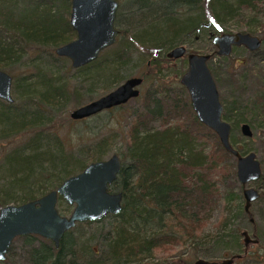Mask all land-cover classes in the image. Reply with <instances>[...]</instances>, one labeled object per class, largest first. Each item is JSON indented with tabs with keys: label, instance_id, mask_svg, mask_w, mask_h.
Here are the masks:
<instances>
[{
	"label": "trees",
	"instance_id": "trees-1",
	"mask_svg": "<svg viewBox=\"0 0 264 264\" xmlns=\"http://www.w3.org/2000/svg\"><path fill=\"white\" fill-rule=\"evenodd\" d=\"M139 2L138 6L149 12L147 25L132 35L118 29L116 23L120 32L117 43L94 63L74 70L71 76V62L56 55L59 47L77 36L70 24L71 0H0V70L12 76L18 66L27 62L31 63L29 69H34L30 75L13 78V104L0 100V143L11 144L22 134L28 136L21 146L0 158V171L4 162L11 168V173L3 177L8 185L0 190V210L38 200L57 190L89 164L102 161L118 136L114 133L97 138L100 133L92 132L95 120L103 123L108 118L92 117L70 121L76 131L64 138L56 123L60 117L50 114L64 111L69 102L80 105L84 98L92 102L97 89L111 92L130 79L125 69L134 62L137 51L148 62L147 71L140 78L143 84L153 86L162 63L170 61L167 54L172 49L192 45L190 40L199 33H205L211 41L225 33L227 21L241 11L255 10L264 0ZM205 8L208 19L201 14ZM197 10L202 16L191 17ZM159 11L156 18L154 13ZM177 12L185 13L186 18H177ZM157 88L158 94L161 89ZM262 89L259 100L241 109L252 116L253 122L264 121ZM161 92L163 100L149 91L139 97L145 102L146 113L132 117L128 126L126 150L120 157L122 171L110 187L111 193L123 195L122 212L98 222L77 224L64 235L59 248L38 236L23 237L28 245L29 264H143L157 259L159 253L172 257L176 254L177 261L172 264H194L202 250L225 239L240 250V228L228 235L219 232L215 237H202L218 197L222 195L223 209L227 204L232 208L238 199L245 202L243 195L237 197L229 187V179H236L234 157L198 121L190 99L183 102ZM153 104L154 111L148 109ZM124 107L104 113L113 114ZM186 109L192 117H180ZM155 119L175 123L150 128ZM183 119L188 121L184 123ZM201 142L209 147L208 152ZM230 143L242 154L236 141L230 138ZM18 165L21 168L12 171ZM65 204L59 198L60 213L69 212L70 206ZM244 207L243 202L238 206L240 215L253 224ZM218 223L226 231L228 219L223 216ZM250 238L262 244L260 238ZM178 247L182 250L174 252ZM186 247L189 252L184 250ZM244 248L241 260L235 261L237 264L244 260L249 247ZM236 253L231 254L240 256Z\"/></svg>",
	"mask_w": 264,
	"mask_h": 264
},
{
	"label": "water",
	"instance_id": "water-1",
	"mask_svg": "<svg viewBox=\"0 0 264 264\" xmlns=\"http://www.w3.org/2000/svg\"><path fill=\"white\" fill-rule=\"evenodd\" d=\"M70 24L76 32V39L56 50L58 57L71 62L73 70L83 68L97 61L101 54L117 43L119 30L116 28L117 0H71ZM217 57H228L234 48L244 47L254 54L262 47L261 40L248 34H221L212 39ZM212 55L189 53L185 46L172 49L167 58L181 60L187 57L188 67L180 79L188 92L193 111L198 121L214 133L230 156L236 160V178L246 187L248 183L261 179L262 169L254 153L241 155L230 143L231 125L223 121V107L219 101V91L208 63ZM144 83L142 78H130L106 95L89 102L74 111L70 118L83 121L105 111L127 105L141 96ZM0 100L13 104V77L0 70ZM245 138L253 135L248 124L240 128ZM121 158L114 154L107 160L89 164L85 170L65 180L55 191L38 200L23 205H9L0 210V262L7 259L14 241L20 237L38 236L51 241L59 248L64 235L79 223L98 222L109 215L122 212V193H111L110 187L118 180L122 171ZM244 211L250 213L253 202L259 200L254 188L244 189ZM59 198L73 207L70 216H62L58 209ZM251 222L252 219L250 220ZM245 247L258 245L246 231L242 232ZM240 256H232L219 263L198 259L194 264H235ZM161 264V263H152Z\"/></svg>",
	"mask_w": 264,
	"mask_h": 264
},
{
	"label": "rangeland",
	"instance_id": "rangeland-1",
	"mask_svg": "<svg viewBox=\"0 0 264 264\" xmlns=\"http://www.w3.org/2000/svg\"><path fill=\"white\" fill-rule=\"evenodd\" d=\"M117 1L120 4L116 20V23L120 28H117L123 31L126 30L129 34L137 35L138 30L143 29V26H146L149 22V19L147 18V16H149V12L138 6L140 4V2L137 3L139 0ZM166 2V4H170L176 2V0H166ZM160 12L161 11L154 13V16L157 18L160 16ZM239 13L240 14H238L236 18L230 19L226 22V31L224 34H248L252 37L256 36L262 42V47L259 51L252 54L244 47L234 48L230 56L220 58L215 55L216 48L213 47L212 40L208 41L209 38L205 36V33L196 34L195 38L190 40L193 42L192 45H185V47L189 53L212 55L210 62L208 63V69L211 70L213 79L215 80L217 86V91H219V101L223 107L222 119L231 125V141H236L237 146L242 152L241 155L244 156L247 155V153H254L257 156V160H259L262 169V175H264V121L261 119L253 122L250 114L248 115V113L241 112V109L244 108L243 105L250 104L251 102H255L256 99L259 100L261 98L262 88L264 87V3L259 5L255 10H244ZM201 14L208 19L209 14L206 11V8L201 12ZM201 14L199 10H197L190 16L195 18L197 15H200L201 17ZM176 17L185 19L186 14H179V12H177ZM30 67V62H27L21 67L18 66L15 73L12 74L13 78H23L26 75H30L34 71V69H29ZM187 67V57L181 60H170L162 63L160 74L157 78L158 81L155 82L153 86L151 85L152 87L149 84H143L140 88L141 96H145L149 91L155 95L156 99L163 100L161 91H164V93H168L172 98L181 99L183 102L186 99H190L188 92L180 83V79L186 72ZM147 68L148 62L145 61L141 57V53L137 51L135 52L134 62L128 66L125 71L128 78H140L141 74L147 71ZM73 71L74 70L71 68V76L73 75ZM157 86L161 89L158 94L156 93V89H158ZM114 88L111 89V91H113ZM109 92L97 89L93 96V100H96ZM89 102H91L89 98H84L80 105H76L75 102H69L64 111L53 112V114H50V117H60L56 123L57 127H59L58 129H60V135L62 137L66 138L68 135L74 134L76 131L75 124L70 123V121H72L70 118L72 111ZM144 106V100H139L138 98L130 101L123 109L115 111L113 114L102 113L96 116L108 118L103 123L99 119L95 120L92 132H95V134L100 133L97 138L105 134L111 136L114 133H117L116 135H118L116 140L109 145L110 148H108L109 150L107 152V156H105L103 160L109 159L114 154H117L119 157L122 156V153L126 150L125 141L128 138L127 132L131 119L134 116L145 114L146 108ZM155 108L156 107H154L153 104L150 105L148 109L154 111ZM152 117H156V115L154 116L153 114ZM180 117H192V114L188 109H186L181 112ZM186 121L183 119L184 123H186ZM168 122L171 124L175 123V121L171 120H167L163 123L160 122L159 119H155L152 121L150 128L158 129L161 125L165 126ZM242 124L249 125L250 131L253 135L251 138H245L241 134L240 128ZM27 137L28 136L26 134H22L16 137L11 144L0 143V158H2L9 150H13L16 147L21 146ZM71 141L75 143L74 136L71 137ZM201 143L205 145L203 142ZM205 148L206 152H208L209 147L205 145ZM232 163L234 164V167H236V160L232 161ZM23 166L26 167V165ZM13 167L12 171L14 169L15 171H18L19 168H21L19 165L18 167ZM10 169L11 168L6 164V162H4L2 170L0 171V190L4 189L6 185H8L7 181L4 180L6 178L3 177L5 176L4 174L11 173ZM229 187L233 189V193H235L237 197H242L244 189L254 188L258 191L260 199L253 202L249 208L251 218L254 223L251 224L249 219L241 216L238 211V206L242 204V202L244 204V201L236 199L237 202L232 205V208L229 207L230 204H227L228 207L223 209L224 201L222 200L221 195L212 207V216L206 225L205 233L202 237L206 238L208 235H214L215 237L219 232L221 234L224 233L228 235V232L230 233L235 228H240L241 231L243 230L249 233L250 237L254 236L260 238V243L262 244L249 246L245 254L246 256H244V260L238 262V264H264V178L259 179L258 182L248 183L246 187H243L238 182L237 178L235 181L230 178ZM221 191L224 193L222 188ZM72 211L73 207L70 206L68 213H59L62 216H70ZM223 216H225L229 222L226 231L225 228H221L218 223ZM242 240L243 237L240 236V244H242L240 250L235 249L236 245L231 242L229 243V239H225L222 243L218 244L214 242V246H212V248L206 247V249L201 251L198 258L219 263L223 260L230 259V257L233 256V254H231L232 251H236V254L242 255L245 249ZM180 250H182V248L178 247L174 249V252L177 251V253H179ZM184 250L189 252L188 247L184 248ZM159 254L160 255H158L157 259L148 260L143 264H172L177 261V257L175 256L176 254L173 257L164 253ZM28 259L27 241L25 238L20 237L14 241L9 252L8 259L5 262H0V264H29Z\"/></svg>",
	"mask_w": 264,
	"mask_h": 264
},
{
	"label": "flooded vegetation",
	"instance_id": "flooded-vegetation-1",
	"mask_svg": "<svg viewBox=\"0 0 264 264\" xmlns=\"http://www.w3.org/2000/svg\"><path fill=\"white\" fill-rule=\"evenodd\" d=\"M71 8H72V6H71ZM119 11V10H118ZM117 15H118V12H117ZM116 20H117V18H116ZM115 25H116V23H115ZM117 28V27H116ZM119 36V35H118ZM119 108V107H118ZM114 109H117V108H114ZM193 109V108H192ZM112 110V109H111ZM110 111V110H109ZM105 112H107V111H105ZM104 113V112H103ZM98 116V115H97ZM94 117H96V116H94ZM72 120V119H71Z\"/></svg>",
	"mask_w": 264,
	"mask_h": 264
}]
</instances>
